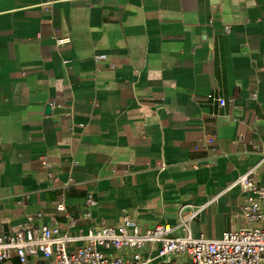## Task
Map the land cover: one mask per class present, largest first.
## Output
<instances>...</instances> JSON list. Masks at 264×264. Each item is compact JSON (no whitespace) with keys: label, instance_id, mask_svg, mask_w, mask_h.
<instances>
[{"label":"crops","instance_id":"0c3cea01","mask_svg":"<svg viewBox=\"0 0 264 264\" xmlns=\"http://www.w3.org/2000/svg\"><path fill=\"white\" fill-rule=\"evenodd\" d=\"M253 167L264 186V0H0V236L64 230L63 200L90 214L73 234L128 215L216 240Z\"/></svg>","mask_w":264,"mask_h":264},{"label":"built area","instance_id":"2783aa9c","mask_svg":"<svg viewBox=\"0 0 264 264\" xmlns=\"http://www.w3.org/2000/svg\"><path fill=\"white\" fill-rule=\"evenodd\" d=\"M66 42L68 39H59L56 44ZM94 58L102 61L105 55ZM218 104L222 107L225 101L219 99ZM211 143L212 140L207 139L206 145ZM252 147L257 149L258 146L252 144ZM256 175L257 170L253 167L230 185L229 189H239L236 217L241 225L237 230L224 232L219 239L192 236L186 219L180 221L183 232L180 237L172 236V228L168 225L159 224L153 229L142 230L128 215H122L115 225L87 231L80 229L73 234L71 229L79 221H88L90 214L86 209L75 219L60 200L55 210L66 219L65 229L55 222L34 224L42 214L27 216L17 231L0 236V264L12 256H16L20 264L39 257L46 264H149L152 259L141 255L146 247L155 248L158 259L184 257L189 264H264V186L257 182ZM209 203L200 206L187 220ZM86 204L93 203L88 200ZM120 250H130L132 255L124 259L116 254Z\"/></svg>","mask_w":264,"mask_h":264}]
</instances>
